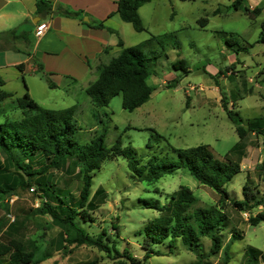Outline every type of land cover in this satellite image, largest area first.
I'll use <instances>...</instances> for the list:
<instances>
[{"label":"rangeland","instance_id":"374dc122","mask_svg":"<svg viewBox=\"0 0 264 264\" xmlns=\"http://www.w3.org/2000/svg\"><path fill=\"white\" fill-rule=\"evenodd\" d=\"M234 1L153 0L150 5L141 7L140 19L145 31H134L132 39L126 35V44L145 45L151 36L170 37L162 42L163 47L157 40L148 42L145 47L146 52L159 54L157 60L151 61L153 74L147 80L153 92L150 100L133 112L121 108V96L114 97L106 108H95L80 87L69 88V91L63 87L47 89L46 96L41 94L39 98L35 94L34 98L44 102L48 109L75 106L74 120L79 129L75 139L81 144L88 143L106 129L107 148L120 137L124 145L130 144L144 160L159 153L174 157L168 152L170 146L186 149L198 145L208 146L215 158L223 159L238 142L235 126L228 119L224 106L238 113L241 126L246 127L247 120L264 118V44L257 42L264 22V0H242L237 10L232 7ZM166 3L171 4L169 9L165 8ZM153 7L155 11L150 17ZM252 7L261 9L254 18L249 17ZM172 12L174 15L170 19ZM201 18L208 21L202 28L197 23ZM179 59L187 63V75L172 69V63ZM48 97L54 101L61 99L54 105L49 103ZM2 105L0 108H4V113L0 114V123L21 117L19 111ZM155 135L162 138L157 139ZM147 143L151 148H147ZM244 144L246 154L241 162V173L225 185L233 200L242 199L245 183L264 190V185L254 174L264 155V135L248 133ZM10 171L17 173L13 168ZM52 175V181L58 187L70 190L77 197L78 184L74 175L61 172ZM23 179L26 181L25 177ZM181 186L191 190L197 199L193 208L220 204L218 193L197 183L186 171L179 170L156 182L146 183L131 178L123 158L101 164L93 175L91 196L102 188L105 199L95 211L89 212L91 222L79 218L77 221L91 236L102 235L103 240L110 237L104 242L108 247L114 242L119 253L108 254L89 245L64 244L63 249H54L51 241L61 229L49 216L36 212L41 202L34 185L30 188L19 185L14 194L0 198V251L8 246V226L16 222L18 225L12 238L24 240L30 249H37L33 258L35 264H134L127 256L140 264H194L197 256L183 247L180 240L172 247L168 240L155 245L154 250L160 252L159 256L143 259V230L158 214L143 208L140 201L157 200L161 205L165 204L168 196ZM259 211L261 208L253 210L252 215ZM225 212L229 219L227 227L220 233L222 247L234 231L243 238L231 245L228 264H247L241 259L248 246L264 252V223L252 227L248 223L249 214L239 213L230 205L226 206ZM201 245L204 253L201 264L221 261L222 251L207 256L211 245L209 238H202ZM46 251H51V257L41 260Z\"/></svg>","mask_w":264,"mask_h":264},{"label":"trees","instance_id":"16d2710c","mask_svg":"<svg viewBox=\"0 0 264 264\" xmlns=\"http://www.w3.org/2000/svg\"><path fill=\"white\" fill-rule=\"evenodd\" d=\"M150 2L151 0H119L116 13L123 22L130 24L135 32H142L145 28L138 10ZM241 3L242 0H235L232 7L237 10ZM58 11L64 16H75L74 13L65 10L58 9ZM260 12L261 9L254 8L249 12V17L254 18ZM51 13L50 3L43 0L36 1L38 16L44 18ZM207 22L205 18L197 21L201 28L206 26ZM98 27L102 25L99 24ZM5 35H14V31ZM169 37L168 35L158 38L151 36L145 45L142 43L130 47H123L122 42L119 41L118 46L122 48L119 55L100 67L98 78L85 89L91 104L95 108H106L114 97L121 96V108L124 111L133 112L147 103L153 92V88L147 83L148 78L153 74L151 61L157 60L159 54L153 51L146 52L145 47L152 40H157V43L163 47L162 42ZM257 42L264 44V22ZM171 67L184 75L189 72L184 59L175 61ZM42 78L49 88H55L45 74H42ZM11 97V94L0 91V106H3L2 103ZM262 98L264 100V92ZM75 108L71 106L59 110L45 109L25 93L21 98H16L7 104V109L19 111L21 117L17 120L5 119L0 123V156L2 158L0 198L14 194L19 185L29 188L34 185L41 202L36 212L49 216L61 229L56 238L51 241L54 249H63L64 244L89 245L108 254L119 253L114 242L111 247L104 242V240H110V237L107 236L103 240L102 235L91 236L80 227L77 221L79 218L83 222H91L89 212L95 211L103 203L105 193L102 188H98L91 196L93 175L101 164L115 158L125 159L131 178L140 182H156L183 170L197 183L208 187L220 196L218 205L209 208H193L197 199L191 190L181 186L168 196L165 204L161 205L157 200H141L143 208L154 210L158 214L143 230L144 261L151 256H159L160 252L154 250L155 245L168 240L169 247H172L177 240H180L183 247L197 256L194 264H201L204 259L201 239L209 238L211 245L207 256H214L222 251V259L218 264H228L231 258V245L243 238L234 231L231 233L229 242L222 247L220 233L228 224L229 218L225 212L227 205L239 213L249 214L248 223L252 227L264 223V190L260 191L259 187L251 188L248 183H245L241 191L242 199L233 200L229 198L225 189V185L235 175L241 173L240 166L246 154L244 140L247 134L264 135V127H261L264 125V118L247 120L246 127L241 126L242 119L238 113L224 106L228 119L235 126L238 142L223 159L215 158L208 146L198 145L186 149L170 146L168 152H171L174 157H169L168 153H159L144 160L137 156L130 144L124 145L120 137L110 148H107L106 129L88 143H79L75 139L79 130L74 120ZM3 109L0 108V114L4 113ZM155 136L157 139L162 138ZM146 146L151 148L149 143ZM10 168L15 169L17 173H12ZM53 172L76 177L77 197L70 190L60 188L52 181ZM254 172L256 179L264 185V155ZM257 208H261V211L253 216L252 211ZM16 224L13 222L6 230V236L10 238L8 246L0 251V264H35L33 258L37 249H30L29 243L24 240L12 238L11 234L16 230ZM244 252L241 259L243 262L264 264V252L251 246H248ZM45 253L41 260L51 257V251ZM127 258L134 264H140L130 256Z\"/></svg>","mask_w":264,"mask_h":264},{"label":"crops","instance_id":"0c3cea01","mask_svg":"<svg viewBox=\"0 0 264 264\" xmlns=\"http://www.w3.org/2000/svg\"><path fill=\"white\" fill-rule=\"evenodd\" d=\"M36 1L0 0V91L12 95L2 103L5 105L26 93L45 108L44 102L34 98L35 94L39 98L41 94L46 96V90L51 89L42 74L55 88L69 91L80 87L85 93L98 78L99 68L121 52L119 41L123 47H130L125 36L132 39L135 34L132 26L116 13L119 0H43L52 7V13L44 18L36 14ZM164 6L169 9L171 4ZM58 9L75 16H64ZM141 9L138 10L140 17ZM154 11L153 7L150 17ZM173 15L172 12L170 19ZM42 21L48 22V29L37 38L34 30ZM12 31L14 35H5ZM60 99L54 101L48 97L54 105Z\"/></svg>","mask_w":264,"mask_h":264},{"label":"built area","instance_id":"2783aa9c","mask_svg":"<svg viewBox=\"0 0 264 264\" xmlns=\"http://www.w3.org/2000/svg\"><path fill=\"white\" fill-rule=\"evenodd\" d=\"M48 29V22L47 21H42L39 22L34 30V35L39 38L41 36H43V34L47 31Z\"/></svg>","mask_w":264,"mask_h":264},{"label":"water","instance_id":"95a60500","mask_svg":"<svg viewBox=\"0 0 264 264\" xmlns=\"http://www.w3.org/2000/svg\"><path fill=\"white\" fill-rule=\"evenodd\" d=\"M38 20H40V19H38Z\"/></svg>","mask_w":264,"mask_h":264}]
</instances>
